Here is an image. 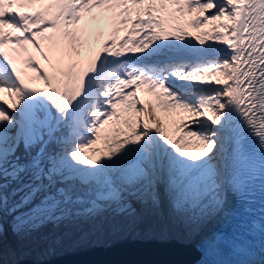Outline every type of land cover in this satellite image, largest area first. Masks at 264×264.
Returning <instances> with one entry per match:
<instances>
[{"label": "snow or ice", "instance_id": "6c2138e0", "mask_svg": "<svg viewBox=\"0 0 264 264\" xmlns=\"http://www.w3.org/2000/svg\"><path fill=\"white\" fill-rule=\"evenodd\" d=\"M257 198L264 0H0V260L51 224L264 264L225 228Z\"/></svg>", "mask_w": 264, "mask_h": 264}, {"label": "water", "instance_id": "95a60500", "mask_svg": "<svg viewBox=\"0 0 264 264\" xmlns=\"http://www.w3.org/2000/svg\"><path fill=\"white\" fill-rule=\"evenodd\" d=\"M200 260L197 250L187 246L128 239L66 254L53 261L24 259L17 264H199Z\"/></svg>", "mask_w": 264, "mask_h": 264}, {"label": "bare ground", "instance_id": "6f19581e", "mask_svg": "<svg viewBox=\"0 0 264 264\" xmlns=\"http://www.w3.org/2000/svg\"><path fill=\"white\" fill-rule=\"evenodd\" d=\"M78 235V232H70V229L61 226L60 228H54L53 230L42 229L40 232L34 233L25 241L17 240L12 243L13 240H11V242L7 244V240L4 238L3 246L5 245V247H3V258L0 260V264H17L24 259L36 262L56 260L61 256L75 252L76 247H69L68 245L72 241L77 240ZM126 235L127 234L118 233L113 236L94 239L86 246L97 245V247H106L124 239ZM129 237L142 242L159 240L166 243L159 238L148 237L143 234H133L129 235ZM86 246L80 248H84Z\"/></svg>", "mask_w": 264, "mask_h": 264}, {"label": "rangeland", "instance_id": "374dc122", "mask_svg": "<svg viewBox=\"0 0 264 264\" xmlns=\"http://www.w3.org/2000/svg\"><path fill=\"white\" fill-rule=\"evenodd\" d=\"M39 212V210H33V212H30L29 213V215L31 216V215H34V214H36V213H38ZM10 219V217L7 215V210H5V222L7 223V221ZM49 227H52V225L51 224H49V226L47 227V228H45V229H48ZM44 229V230H45ZM5 240H7V244L9 243V242H11V240H13V241H17L18 239H17V237L15 236V235H13V233L9 230L6 234H5ZM3 247H5V245L3 246Z\"/></svg>", "mask_w": 264, "mask_h": 264}]
</instances>
